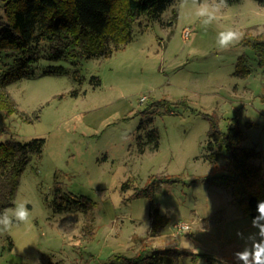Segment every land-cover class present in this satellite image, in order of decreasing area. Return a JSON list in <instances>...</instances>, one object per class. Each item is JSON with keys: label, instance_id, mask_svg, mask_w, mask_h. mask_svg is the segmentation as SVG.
<instances>
[{"label": "rangeland", "instance_id": "374dc122", "mask_svg": "<svg viewBox=\"0 0 264 264\" xmlns=\"http://www.w3.org/2000/svg\"><path fill=\"white\" fill-rule=\"evenodd\" d=\"M179 4L137 17L131 39L107 44L109 53L51 60L40 43L34 72L3 86L0 141L43 137L44 145L19 176L13 202L29 201L30 217L0 234V264H126L121 256L173 244L235 262L233 252L243 246L237 230L255 229L230 188L209 182L225 171V160L208 158L214 146L207 147L206 115L222 130L236 118L243 145L260 151L253 162L264 168V71L243 43L248 32L263 31L264 5L226 2L205 30L194 15L196 0ZM227 29L241 40L221 53L217 34ZM7 54L0 55L3 74L13 63ZM239 56L249 68L243 76L235 73ZM57 65L67 71H43ZM153 128L156 147L147 142ZM145 188L147 194L131 196ZM81 196L94 203L88 212ZM155 212L167 222L151 234ZM178 221L188 229L176 231ZM173 264L205 261L184 254Z\"/></svg>", "mask_w": 264, "mask_h": 264}, {"label": "trees", "instance_id": "16d2710c", "mask_svg": "<svg viewBox=\"0 0 264 264\" xmlns=\"http://www.w3.org/2000/svg\"><path fill=\"white\" fill-rule=\"evenodd\" d=\"M0 8V55H12V64L3 73L0 71V103L7 97L3 86L12 78L34 72L33 64L39 59V44L44 43L51 60H59L75 55L94 57L112 51L131 39V24L141 15L158 16L173 0H1ZM239 1V0H226ZM264 5V0H256ZM243 43L250 45L258 65L264 71V29L261 33L248 32ZM48 47V48H47ZM108 47V48H107ZM44 72H66L64 66H48ZM249 72L243 56H239L238 75ZM206 115L209 121L208 158L216 159L222 155L225 171L210 176L209 182L215 186L230 188L232 200L239 204L250 219L256 214L258 200L264 199V168L253 162L260 151L243 145L244 134L236 118L231 117L226 130L219 127V120ZM147 142L158 145V132L155 128L147 134ZM43 137H33L21 141L9 137L0 141V210L14 201L18 180L32 154L39 155L43 149ZM224 150V152H222ZM172 181L168 177L161 178ZM162 180V181H163ZM129 184L124 182L123 190ZM148 188L137 189L135 197L147 194ZM54 198L60 197L61 189L56 186ZM82 196L81 210L88 212L93 202ZM57 201V200H56ZM58 200L56 206L62 208ZM66 207L65 205H63ZM67 208V207H66ZM63 208V209H66ZM167 218L157 212L150 222V233L158 232ZM12 243V242H11ZM191 255L192 259L201 257L205 264H236L226 262L208 252H194L176 244L153 247L150 252L139 249L133 256H121L126 264H173L180 255Z\"/></svg>", "mask_w": 264, "mask_h": 264}, {"label": "clouds", "instance_id": "9594fccd", "mask_svg": "<svg viewBox=\"0 0 264 264\" xmlns=\"http://www.w3.org/2000/svg\"><path fill=\"white\" fill-rule=\"evenodd\" d=\"M195 18L205 30L216 20L221 18L226 0H196ZM188 6V0H180L179 7ZM241 40V34L233 29H227L217 34V51L225 52L235 47ZM222 58V57H218ZM29 201L13 202L10 209L0 210V234L9 233L14 224L29 221ZM255 215L251 219L254 232L247 235L237 230L236 236L243 242L242 248L233 252L236 264H264V199L258 200Z\"/></svg>", "mask_w": 264, "mask_h": 264}, {"label": "built area", "instance_id": "2783aa9c", "mask_svg": "<svg viewBox=\"0 0 264 264\" xmlns=\"http://www.w3.org/2000/svg\"><path fill=\"white\" fill-rule=\"evenodd\" d=\"M184 34L187 35L188 30H185ZM173 226H174L175 230L178 232L184 231V230L188 229V227H189V225L184 221H178Z\"/></svg>", "mask_w": 264, "mask_h": 264}]
</instances>
